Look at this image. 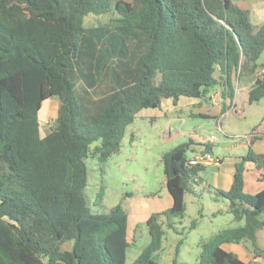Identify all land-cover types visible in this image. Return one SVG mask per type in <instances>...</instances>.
Listing matches in <instances>:
<instances>
[{"label":"trees","instance_id":"obj_1","mask_svg":"<svg viewBox=\"0 0 264 264\" xmlns=\"http://www.w3.org/2000/svg\"><path fill=\"white\" fill-rule=\"evenodd\" d=\"M109 12L111 23L83 25L87 14ZM263 52L264 21L254 25L235 0H0V264H126L127 212L122 202L91 210L86 159L103 162L118 152L135 114L164 99L207 101L219 87L225 112L233 79L255 75ZM261 66L250 103L264 96ZM52 97L56 116L42 135L38 113ZM192 144L162 153L172 204L148 216L149 243L130 264H159L163 226L174 228L184 216L185 194L206 168L189 163ZM246 162L264 179V152L249 149L235 162L229 189L216 190L228 200L231 219L242 223L203 241L196 264H255L222 247L242 241L264 260L256 244L264 189L243 191Z\"/></svg>","mask_w":264,"mask_h":264},{"label":"rangeland","instance_id":"obj_2","mask_svg":"<svg viewBox=\"0 0 264 264\" xmlns=\"http://www.w3.org/2000/svg\"><path fill=\"white\" fill-rule=\"evenodd\" d=\"M235 1L250 10V19L254 25L259 26L264 21V0ZM114 17L113 12L102 15L90 13L84 17L83 25H107ZM262 63L264 52L258 59V70ZM233 90L239 108L237 113L230 110L219 117L204 116L198 114L204 112L202 107L190 104L192 97L180 96L177 106H172L170 99H164L165 108H142L135 114L133 122L125 129L118 152L103 162L95 157L86 159L85 194L91 210L106 212L118 202L130 204L134 210H130L127 220V240L130 246L126 250V264H130L149 243L146 223L151 214L149 210H154L153 213L158 212V207L160 211L168 208L167 197L169 199L170 194L164 182L160 159L164 151L187 142L190 134L199 138L213 135V152L223 159L225 169L232 170L234 162L247 151V139H250L254 128L260 126L264 135V96L259 101L248 103L246 91L239 89V78L233 79ZM57 106L56 97L42 103L38 113L42 135L53 125ZM220 121L222 128L218 126ZM187 154H190V150ZM220 175L210 167L200 172V180L194 185V191L185 194L184 216L174 219V228L163 226L165 234L162 246L154 255L159 264H172L180 239L182 241L176 264H196L203 241L210 239L220 229L242 223L231 219V214L227 212L228 200L216 193L217 189L223 190V182L218 179ZM221 180L224 181L225 177H221ZM101 184L104 187L102 203L95 205V194ZM260 218H264L263 214H260ZM192 220H196L193 228L190 227Z\"/></svg>","mask_w":264,"mask_h":264},{"label":"crops","instance_id":"obj_3","mask_svg":"<svg viewBox=\"0 0 264 264\" xmlns=\"http://www.w3.org/2000/svg\"><path fill=\"white\" fill-rule=\"evenodd\" d=\"M262 70H263V67L261 66L260 70H258V68H257V72L255 73V75L243 76L239 79V89H242V90L244 89L246 91L247 100H248V90H249L250 86L253 84L255 77L260 75ZM213 93L218 94V97L216 100L211 99V95ZM178 101H179V99H178ZM178 101H177V104L175 106L178 105ZM248 103H250V102L248 101ZM190 104L193 106L202 107L204 109V112H198V114L207 115V116L216 115V117H219L220 115L227 114L230 110H233L235 113L239 112V110H238L239 108H238L237 102L235 100V95H234L232 106L228 110H226L225 112H223V113L221 112L220 90H217V89L212 90L210 92L209 99L207 101H203V100H200L198 98H193L192 103H190ZM172 106H174L173 103H172ZM162 107L163 108L166 107L165 103H163V101H162L159 108H162ZM192 115H194V114L192 113ZM218 126L220 128H222L223 125H222L221 121L218 123ZM261 131H262L261 127L259 126L257 128H254V130L251 132L250 139H247V142H248L247 143L248 145L246 148L247 151L249 149H251L252 151H255V153L264 152V141H263L264 135ZM205 138H199V137H196V136H193L190 134L189 139L192 140V142H193V144L191 145L192 149L197 150L198 147L200 148L201 146H199L198 144L204 143ZM209 144L212 145V147H213L212 143H209ZM212 153L219 158L220 162L217 166L210 167V169L212 171H218L219 174H222L218 177V179L220 182H223L222 189L228 190L230 185H231V182H232V176H233L234 169H232V170L225 169L224 168L225 164H224L223 159L220 156H218L216 153H214L213 151H212ZM235 162H234V164H235ZM257 175H258V171L256 169V165L253 162H246L245 163V170L243 172L245 192L256 193V192L264 189V179H259L257 177ZM221 177H225V180L224 181L221 180ZM164 182H165V180H164ZM247 184H248V187H246ZM215 185L218 186V184H215ZM153 198H155L156 200L159 199L156 197H153ZM167 203H168L167 204L168 207H170L172 204L171 196L169 199L167 197ZM165 205H166V203H165ZM123 207H124L125 211L127 212V220H128L130 210L133 212H134V210L130 204H123ZM145 208L146 207H143V209H145ZM157 209H158L157 211H160V207H158ZM149 211H150V213H152V211H154V210H149ZM261 214H263V216H264V212H262ZM262 220L264 221V218ZM256 244L260 249L264 250V225L261 228H259L256 232ZM222 247L225 250L232 251V252L236 253L239 256V258H241L244 261H253V262H255V264H264V260L262 257H253V253L251 251V246L249 245V243L247 241H242L240 243H224L222 245Z\"/></svg>","mask_w":264,"mask_h":264},{"label":"built area","instance_id":"obj_4","mask_svg":"<svg viewBox=\"0 0 264 264\" xmlns=\"http://www.w3.org/2000/svg\"><path fill=\"white\" fill-rule=\"evenodd\" d=\"M218 97V94L213 93L211 95L212 100H216ZM215 140V137L209 136L204 139L205 143H213ZM220 160L217 156H215L213 153L208 152L201 149L195 150L190 156H189V163L191 164H201L205 167H212L217 166L219 164Z\"/></svg>","mask_w":264,"mask_h":264}]
</instances>
